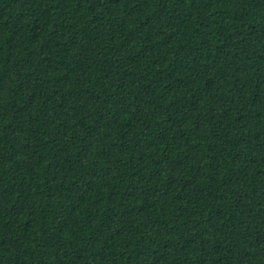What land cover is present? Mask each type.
<instances>
[{
    "label": "trees",
    "instance_id": "16d2710c",
    "mask_svg": "<svg viewBox=\"0 0 264 264\" xmlns=\"http://www.w3.org/2000/svg\"><path fill=\"white\" fill-rule=\"evenodd\" d=\"M0 264H264V0H0Z\"/></svg>",
    "mask_w": 264,
    "mask_h": 264
}]
</instances>
